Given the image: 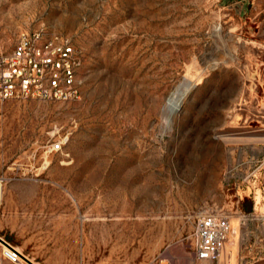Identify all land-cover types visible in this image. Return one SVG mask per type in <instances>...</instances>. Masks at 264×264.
Here are the masks:
<instances>
[{
  "label": "rangeland",
  "instance_id": "rangeland-1",
  "mask_svg": "<svg viewBox=\"0 0 264 264\" xmlns=\"http://www.w3.org/2000/svg\"><path fill=\"white\" fill-rule=\"evenodd\" d=\"M35 30L80 51V98L0 99V237L38 264H264V0H0L8 46ZM201 212L232 224L212 261Z\"/></svg>",
  "mask_w": 264,
  "mask_h": 264
},
{
  "label": "built area",
  "instance_id": "built-area-1",
  "mask_svg": "<svg viewBox=\"0 0 264 264\" xmlns=\"http://www.w3.org/2000/svg\"><path fill=\"white\" fill-rule=\"evenodd\" d=\"M82 65L80 51L55 32H20L8 46L0 35V99L77 100ZM63 142L51 143V151L62 150ZM232 230L225 214L201 212L194 229L195 256L198 260L217 259ZM0 264H24L25 256L5 241Z\"/></svg>",
  "mask_w": 264,
  "mask_h": 264
},
{
  "label": "bare ground",
  "instance_id": "bare-ground-1",
  "mask_svg": "<svg viewBox=\"0 0 264 264\" xmlns=\"http://www.w3.org/2000/svg\"><path fill=\"white\" fill-rule=\"evenodd\" d=\"M191 85H194L193 82L185 79V81L183 82V84H181V86L178 87L177 90H175V92L172 95H170L169 97L166 98L165 105H166V107H167L168 110L177 111V110L180 109V107L182 105L183 97L186 94V92L189 90V88H190ZM0 195H1V191H0ZM5 241H7V240H5V239H3V241L0 240V244L1 245H5L6 244ZM18 250L20 252H22L20 249H18ZM24 256H25L24 257L25 258L24 264H32V263L33 264H38V263L34 262L26 254H24Z\"/></svg>",
  "mask_w": 264,
  "mask_h": 264
},
{
  "label": "water",
  "instance_id": "water-1",
  "mask_svg": "<svg viewBox=\"0 0 264 264\" xmlns=\"http://www.w3.org/2000/svg\"><path fill=\"white\" fill-rule=\"evenodd\" d=\"M0 240L3 241V239L0 237ZM33 264V263H32Z\"/></svg>",
  "mask_w": 264,
  "mask_h": 264
}]
</instances>
